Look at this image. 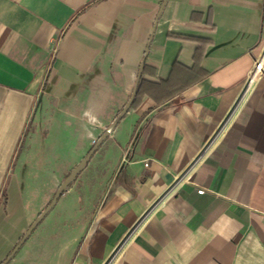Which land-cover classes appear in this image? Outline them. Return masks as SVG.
I'll use <instances>...</instances> for the list:
<instances>
[{
	"label": "crops",
	"instance_id": "0c3cea01",
	"mask_svg": "<svg viewBox=\"0 0 264 264\" xmlns=\"http://www.w3.org/2000/svg\"><path fill=\"white\" fill-rule=\"evenodd\" d=\"M263 47L264 0H0V262L123 112L7 264H264Z\"/></svg>",
	"mask_w": 264,
	"mask_h": 264
},
{
	"label": "water",
	"instance_id": "95a60500",
	"mask_svg": "<svg viewBox=\"0 0 264 264\" xmlns=\"http://www.w3.org/2000/svg\"><path fill=\"white\" fill-rule=\"evenodd\" d=\"M123 112H121L118 118L111 123L106 130L97 138L94 144L91 146L87 154L76 164V166L69 172V174L65 177V179L60 183L57 190L55 191L53 197L50 202L46 205V207L36 216V218L31 222L28 226L22 237L19 239L17 244L13 247L11 252L0 262V264H7L9 260L13 257V255L17 252L23 242L27 239L33 228L41 221V219L51 210L53 205L55 204L57 198L65 191L68 185L75 179L77 174L85 167L88 160L94 153V151L98 148V146L103 142V140L108 136L109 132L114 128L116 122L119 120Z\"/></svg>",
	"mask_w": 264,
	"mask_h": 264
},
{
	"label": "rangeland",
	"instance_id": "374dc122",
	"mask_svg": "<svg viewBox=\"0 0 264 264\" xmlns=\"http://www.w3.org/2000/svg\"><path fill=\"white\" fill-rule=\"evenodd\" d=\"M95 121L96 122H93V120L92 121L87 120V121L82 122L81 149H80V152H78V150H75L76 154L74 157H72V159L74 161H76V163L80 161V159L86 154L88 148L94 144L97 136L101 134V133L99 134L98 129H99L101 123L107 121V116H105V114H101L100 116L96 117ZM93 155L94 154H92V156ZM90 160H91V158L89 159V161ZM86 170H87V172H90V174H91V172H92L91 167H88V169H86ZM90 183H92V185H90ZM97 186H99V182L96 184V182L89 181V177L86 175L82 178L79 177L77 179H74L68 185V187L66 188V191L68 190V193H72L75 191H81L83 188L87 189V191H88L89 189H92V187L94 189ZM82 204H85V203L83 202Z\"/></svg>",
	"mask_w": 264,
	"mask_h": 264
},
{
	"label": "built area",
	"instance_id": "2783aa9c",
	"mask_svg": "<svg viewBox=\"0 0 264 264\" xmlns=\"http://www.w3.org/2000/svg\"><path fill=\"white\" fill-rule=\"evenodd\" d=\"M261 55V54H260ZM260 55L254 60L253 62V66L252 68L249 70V72L247 73L246 79H245V83L244 85H247L248 88L249 86L262 74L263 69H264V60H262V64L259 66V69L257 71H255V65L256 63L259 62L260 59ZM209 144L206 143L205 147H207ZM145 165H147V163H144ZM197 192L201 193L202 189H198Z\"/></svg>",
	"mask_w": 264,
	"mask_h": 264
},
{
	"label": "bare ground",
	"instance_id": "6f19581e",
	"mask_svg": "<svg viewBox=\"0 0 264 264\" xmlns=\"http://www.w3.org/2000/svg\"><path fill=\"white\" fill-rule=\"evenodd\" d=\"M262 60H264V47H263V50H262V52H261L259 62L256 63V65H255V71H257V70L259 69V66L262 64ZM247 89H248V86H247V85H244V88H243V90H242V95H241V97L245 94V92H246ZM241 97H240V99H241ZM240 99L237 101L236 104H238V102L240 101Z\"/></svg>",
	"mask_w": 264,
	"mask_h": 264
},
{
	"label": "trees",
	"instance_id": "16d2710c",
	"mask_svg": "<svg viewBox=\"0 0 264 264\" xmlns=\"http://www.w3.org/2000/svg\"><path fill=\"white\" fill-rule=\"evenodd\" d=\"M144 90H146L143 85H142V81H140L136 86H135V93H141Z\"/></svg>",
	"mask_w": 264,
	"mask_h": 264
},
{
	"label": "clouds",
	"instance_id": "9594fccd",
	"mask_svg": "<svg viewBox=\"0 0 264 264\" xmlns=\"http://www.w3.org/2000/svg\"><path fill=\"white\" fill-rule=\"evenodd\" d=\"M85 115H87V113H85ZM93 122H96V121H95V118H93Z\"/></svg>",
	"mask_w": 264,
	"mask_h": 264
}]
</instances>
